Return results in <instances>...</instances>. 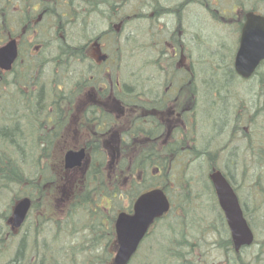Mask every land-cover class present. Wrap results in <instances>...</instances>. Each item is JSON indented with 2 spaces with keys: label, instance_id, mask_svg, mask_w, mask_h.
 I'll list each match as a JSON object with an SVG mask.
<instances>
[{
  "label": "rangeland",
  "instance_id": "obj_1",
  "mask_svg": "<svg viewBox=\"0 0 264 264\" xmlns=\"http://www.w3.org/2000/svg\"><path fill=\"white\" fill-rule=\"evenodd\" d=\"M251 10L264 12V0H68L64 4L47 0L42 8L39 0H0V46L15 38L28 48V41L34 44L35 37L37 40L42 37L39 33L35 36L36 32L32 34L31 30L49 22L58 30L59 37L66 40H62L63 44L91 45L86 53H79L76 61L68 60L66 64L65 54L59 58L64 61L62 71L66 73L57 79L61 86L69 81L68 86L74 88V78L80 74L95 76L105 83V77L116 78L119 72L123 74L137 67L138 82L132 83L135 87L130 94L122 91L123 97L136 95L134 101L145 108H163L174 97L173 90L186 81L185 67L190 66L196 93L192 96L194 113L188 135L196 154L184 159L180 166L176 164L168 182L163 180V186L169 188L172 209L152 228L141 245L140 255L130 264H264V225L256 222L258 213L253 210L245 209L249 212L246 219L252 225L254 241L237 250L227 248L231 233L210 177L212 168L222 173L240 193L242 202L250 209L261 206L260 216L264 217L260 195L256 193L254 199V194L245 187V183L251 186L264 171V158L253 147L261 136L260 143L264 145V64L248 79L242 78L234 68L242 22L234 18L238 12ZM179 42L189 47L190 54L196 51L195 57L201 58L200 61L193 62L187 54L174 56L171 48ZM103 56L105 59H100ZM151 58L160 65L153 69L152 79L147 80L150 74L147 77L145 71L149 66L142 64ZM34 60L22 46V73L29 70L30 74H38ZM41 73L42 79L50 76L48 69ZM1 76L0 73V86L14 84V80ZM86 82L85 92L92 90L88 87L92 82ZM104 91L110 93L108 89ZM23 102L5 94L0 96V256H3L2 238L7 219L13 206L25 195L34 204L24 227L34 229L37 221L41 249L55 256L56 264H112L110 228L103 230L96 224L100 238H90L84 245L78 234L79 238L68 240L72 246L69 248L61 245L63 242H53L54 226L79 232L89 226V220L98 223L103 218L104 227H109L115 215L123 207L130 209L132 199L150 184L134 190L131 186L123 188L110 203L106 197L88 196L81 206L66 210L61 198L68 195L70 200L71 191L81 188L80 182L65 180L59 168L66 146L74 144V139L60 141L54 147L42 146L24 125H19V120L25 118ZM85 111L88 116L93 115L91 107ZM136 151L133 148L131 153ZM253 165L255 173L251 170ZM45 178L48 182L42 183L39 194L35 185ZM53 179L57 184L50 185L53 181L49 180ZM258 179L264 187V178ZM151 183L153 186L159 182ZM37 211L58 217V222L52 219L39 222ZM9 250L10 257L2 264H22L21 245L10 246ZM148 253L153 262L143 259ZM32 255L27 246L25 256ZM24 261L27 264L28 258Z\"/></svg>",
  "mask_w": 264,
  "mask_h": 264
},
{
  "label": "flooded vegetation",
  "instance_id": "obj_2",
  "mask_svg": "<svg viewBox=\"0 0 264 264\" xmlns=\"http://www.w3.org/2000/svg\"><path fill=\"white\" fill-rule=\"evenodd\" d=\"M47 2V0H39L40 8L42 2ZM68 2V1H66ZM36 3V2H35ZM34 3V4H35ZM32 34L35 33V36L37 34H41L42 37H40V40H37L36 37L34 38V44L32 41H28L29 46L28 48L24 45L22 41L18 42L17 39H15L17 43V51L18 56L15 62L12 64L11 68L8 70H1L0 73L3 74V79L9 78L12 82L14 80V86H19V88L23 91V94L20 97L27 96L30 88L29 86L31 84L34 85H40L43 81L42 78L39 76H28L24 77L26 75V72L21 71L20 66H22L21 62V56H22V46L27 49L28 54L30 53L34 56V61L36 62V68L39 69L41 66V58L42 55H45V48L42 44L46 43L49 37H51V42H54V46L51 47L53 51L48 52V56H50L51 59H56L62 57V55H66L67 62L68 60L73 61V59L76 61V58L74 57V54L77 53L79 55L80 52L86 53V51L89 50V45H83L84 42L81 44H78L76 46L70 47L67 46L68 43H66L65 49L62 50L61 55H58L57 50V42L59 39L58 30L50 24H40V27H37L36 30H31ZM30 34V33H29ZM11 36H14L13 33H10ZM64 36V35H63ZM66 41V40H65ZM183 47V44L180 42L176 45L172 46V53L174 56L181 55V51H179V47ZM168 47V46H165ZM169 52V50H168ZM102 58L105 59V56ZM157 59L151 58L150 64L153 65ZM70 62V61H69ZM90 67H94L93 63H89ZM19 66V67H16ZM51 64H47L44 67L45 72L47 69H49ZM67 66V65H66ZM186 69L190 68V66H186ZM20 69V72L18 71ZM42 69V68H41ZM184 69V68H183ZM62 74V73H61ZM10 76V77H9ZM79 77H82L81 82V88L79 92V97L75 99V102L73 104H69L68 108H61L62 119H64V123L59 127H53L50 124L53 123V121L56 119V110L53 109L50 105L47 106L45 110H42V112L36 114L37 117L32 119L33 115H35L34 110L29 109V105L25 104V101L23 99V104L25 106L24 113L25 118L24 121L21 119L19 120V125L25 126L28 132H30L35 139H38V142L42 144V146H49L54 147V145L60 141H69L68 138L74 139V144H68L69 146H66L67 150H75L79 151L81 149H84V158L81 161V164L74 167L67 168L65 166L64 162V155L63 160L60 165V172L64 173V178L69 183L72 182H80L81 188L74 189L71 191V199L67 198L65 199V196L61 198V201L66 205V210H70L77 207L78 205L82 204V202L85 200V195L89 196H96V197H106L109 201L114 200L117 196L115 192L119 190V185L117 184L114 186V188L109 187L106 183V176L111 177L110 172L113 171L116 172L117 168H119V161L122 154V149L124 146H126L129 143V140L133 137V134H139L142 132L141 127L142 124H152L153 122L157 121L158 123L164 122L166 124H169V122H176L180 119L181 112L179 110H176L175 106H179L181 111L184 112V103L187 102V100L190 98L192 99V96L196 93V84L191 78L188 82L183 81L182 84H180L177 88H175L173 91L175 93L174 97L167 102V104L163 108H157V107H146L139 105L137 101H134L136 99L135 96H128L127 98L123 97L122 91L127 92L128 94L131 93V89L135 87L132 83L135 80L133 77L131 80L127 81L126 83L123 82V80L119 77H116L114 79H110L105 77L104 81L105 83H100L99 80L95 79L94 84L90 85L89 88L92 90H86L84 91L85 86H87L88 79H84L85 74H80ZM78 78V77H77ZM77 78H74L76 80ZM93 79V77H92ZM152 78H149V80ZM186 79V78H185ZM46 80V78L44 79ZM34 81V83H33ZM136 81V80H135ZM75 82V81H74ZM8 83V81H7ZM73 83V81H72ZM79 83V80L77 81V84ZM69 84V81H68ZM3 83L2 90L5 92V95L10 97V93L8 90L7 85ZM60 85V84H57ZM89 85V84H88ZM7 87V88H6ZM70 91H74V88L70 87ZM76 88V87H75ZM108 89L110 93H106L104 90ZM186 90L185 96L182 95V91ZM82 92V93H81ZM88 97L86 100L85 98ZM84 98V99H83ZM22 99V98H20ZM65 101V100H64ZM64 103V102H63ZM87 106H91L93 109V115L90 117L87 114H85V108ZM43 114V115H42ZM108 116L105 120L106 126L103 127V121L104 117ZM21 118V115H20ZM180 121V120H179ZM20 126V127H21ZM22 128V127H21ZM43 131V135H36L37 132ZM74 135H72V133ZM132 133V134H131ZM50 138V139H49ZM65 151V152H66ZM102 154L103 160L100 161L99 154ZM65 154V153H64ZM123 173V172H122ZM115 174V173H114ZM76 175V176H75ZM125 177V183L132 184L135 179V174ZM53 176L50 177L52 179ZM39 179V178H35ZM45 180L48 181L47 178ZM37 181L35 187V191H38L39 194L41 192L42 188V182ZM43 181V180H42ZM53 181L50 183V185L57 184L55 183L54 179L49 180ZM75 186V185H74ZM106 186L108 189H106ZM127 187V186H126ZM76 188V187H75ZM28 197V196H22ZM20 199V198H19ZM31 200V206L33 205L32 198L29 197ZM124 211H129L128 208H124ZM121 210V211H122ZM46 211V210H44ZM40 211H37V215L40 214ZM50 218L53 221L58 222L57 218H55L54 215L50 214ZM89 226L84 227L83 230H80L79 232H74V230L69 229H55L54 226V237L53 242L56 244H59L58 242H63L61 245L68 246L69 248H72V246H69L68 240H70L71 236L75 237L79 235L82 237L81 243L86 245L88 243L89 237L92 235L93 240L101 237V231L97 230L96 224L101 228L105 229L104 220L101 219L100 222L96 223L94 220H89ZM25 221L20 225L19 229H17L18 232L21 234L20 243L21 247L23 248V263L25 264L26 260L28 258L27 264H39V261L37 260V256L40 254L41 246L39 243L36 244L35 248L38 247V252L33 254L32 256H25L28 241L31 238V235H33V240L36 241L38 235H39V225L34 227V229L30 227H24ZM112 224V222H110ZM6 233L3 235V246L4 248H8L9 245H6V239L10 237L11 227L7 225L6 222ZM110 228L112 229V225H110ZM151 229H149L150 231ZM74 234V235H73ZM72 237V238H73ZM233 247V241L232 238L230 239L229 244H227V248ZM52 253V252H51ZM112 254V253H111ZM180 256V255H179ZM6 258V256H1ZM18 257V256H17ZM27 257V258H26ZM100 259V258H99ZM13 263L15 262V259L11 260ZM21 262V261H20ZM16 263V262H15ZM40 264H56V257L55 256H48L43 261L40 262Z\"/></svg>",
  "mask_w": 264,
  "mask_h": 264
},
{
  "label": "water",
  "instance_id": "obj_3",
  "mask_svg": "<svg viewBox=\"0 0 264 264\" xmlns=\"http://www.w3.org/2000/svg\"><path fill=\"white\" fill-rule=\"evenodd\" d=\"M245 23L241 29L239 48L235 57V69L243 77H249L264 60V16L253 12L246 14ZM17 45L10 40L0 47V69L8 70L17 58ZM84 158V150L67 151L65 166H78ZM213 185L219 204L232 233L237 249L253 241V233L243 216L238 198L225 177L219 172L212 175ZM30 207L29 198L21 199L14 207L9 218L12 227H19L24 221ZM169 209V202L161 189H152L141 194L134 203L133 214L119 213L115 222V232L118 251L114 264H127L136 251L140 241L146 235L150 224L161 217Z\"/></svg>",
  "mask_w": 264,
  "mask_h": 264
},
{
  "label": "trees",
  "instance_id": "obj_4",
  "mask_svg": "<svg viewBox=\"0 0 264 264\" xmlns=\"http://www.w3.org/2000/svg\"><path fill=\"white\" fill-rule=\"evenodd\" d=\"M62 45L63 43L61 40L57 42L58 48H60ZM62 62L64 63V61ZM50 64V76L47 77L46 80L42 81L40 85L31 84L29 86V88H31L27 96H25H29L30 99L29 109L35 111V115H33L32 119L37 117L36 114L39 112L41 113L42 110L48 108L47 106L49 105L56 110V118H62L61 108H68L70 96L76 94L78 91L80 92V81L82 80H79L78 84L74 82V87H76V89H74L73 92L70 91L71 88L66 89V86L64 85L62 90L58 89L59 87L57 85L56 79L60 74L59 69L62 64L59 58L54 59ZM24 77L28 76L25 75ZM3 87H0L1 92H4L2 90ZM16 88H18L19 93L23 92L18 85H16ZM185 94L186 90L184 89L182 91V95L185 96ZM174 107L176 110L181 112L179 119L180 121L177 120L174 123L169 122V124L164 122L158 123L157 121L153 122L152 124L143 123L142 126H140L142 132L139 134H133V137L129 140V143L122 149L123 156L119 162V168H117V171L114 172L115 174H113L114 179L112 188H114V186H116L122 179V172H125L124 174H126V172L129 174L137 173V176L140 177L138 185H141L142 183L150 182L149 180H153L155 178L150 173L151 170L159 169L163 171L162 177L160 178L161 181L162 178L165 179V174H169L173 169L176 168V164L180 166V162H182L184 159H188L190 156L193 157L196 154L195 147L189 143L188 139V121L190 117V111H192V105H190V102L184 103V112L186 116H184L183 119V111L180 110L181 108L175 105ZM38 133H40L41 136L44 132L41 131ZM262 140L263 138L261 136L260 142H263ZM260 142H258L256 145H253V147H257L259 153L261 152L259 156L264 158V145H262ZM133 148H137L136 153H131ZM248 149H250V146ZM252 150L255 153L254 148ZM251 170L254 173L256 172L255 165L251 166ZM260 177L264 178V171L262 174L260 173L257 176L256 180L251 186L246 185L245 183V187L249 189L250 192L255 194L258 193L260 195V202L264 203V187L259 184L258 178ZM106 189H108L107 186ZM87 198L88 197H85V199ZM243 205L244 209H247L244 203ZM260 207L255 206L252 209L248 208V210H253L254 212L258 213V216H260ZM246 213L249 214L247 210ZM257 220V223L264 225V217L260 216V220L258 218ZM12 238L17 244L20 238L19 233H16L14 236H12ZM148 257L150 256H145V258Z\"/></svg>",
  "mask_w": 264,
  "mask_h": 264
},
{
  "label": "bare ground",
  "instance_id": "obj_5",
  "mask_svg": "<svg viewBox=\"0 0 264 264\" xmlns=\"http://www.w3.org/2000/svg\"><path fill=\"white\" fill-rule=\"evenodd\" d=\"M48 41L46 42V43H44V44H42L43 45V47L45 48V52H46V54L45 55H42V58H41V60H42V64H41V66L39 67V69H37V72H38V74L36 73V74H30L29 73V70H27L26 71V75L27 76H39L40 78H41V71L44 69V67L47 65V64H50L54 59H51L50 58V56H48V52H50V51H53L52 49H51V47L52 46H54V42L52 41L51 42V37H49L48 39H47ZM78 56V54L77 53H75L74 54V57L76 58ZM216 62H218V61H216ZM160 65V62L157 60L153 65H152V67H151V70H153V69H156V68H158V66ZM42 68V69H41ZM135 72H136V70H135V68L132 70V71H129V72H127V71H124L123 72V74L122 73H118V77H120L122 80H123V82H127V81H129V80H131L133 77H134V74H135ZM24 74V73H23ZM110 79L112 80V79H114L113 77H111L110 76ZM91 85H93V83H90ZM95 85V84H94ZM8 86V85H7ZM90 85H88V87H89ZM74 89H76L75 87H74ZM8 90H9V93H10V98L12 99V100H16V101H18L19 100V98H22V97H20L22 94H23V92L22 93H19V91H18V88H16L14 85H12L11 87H9L8 86ZM8 93V92H7ZM82 93V92H81ZM5 94V92H1L0 91V96L1 95H4ZM79 97V92H76V94H73V95H71L70 96V101H69V104H73L74 102H75V99L76 98H78ZM22 99H24V101H25V104L26 105H30V99H29V96L28 97H25V98H22ZM91 106H87L86 108H85V110H87L88 108H90ZM92 108V107H91ZM92 112V111H91ZM63 115V114H62ZM64 116V115H63ZM64 123V119H62V118H56L54 121H53V123L52 124H50L51 126H53V127H59V126H61L62 124ZM10 162H12V159H8ZM1 161V160H0ZM1 166V165H0ZM2 168V167H1ZM28 241V240H27ZM48 256H50V254H48L47 252H45V251H42L40 254H39V259H40V261H43L46 257H48Z\"/></svg>",
  "mask_w": 264,
  "mask_h": 264
}]
</instances>
